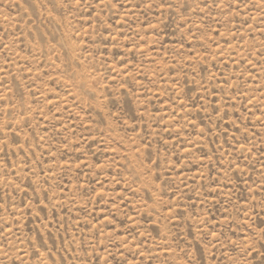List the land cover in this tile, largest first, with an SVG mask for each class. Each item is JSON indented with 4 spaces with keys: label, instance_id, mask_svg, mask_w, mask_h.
Wrapping results in <instances>:
<instances>
[{
    "label": "rangeland",
    "instance_id": "rangeland-1",
    "mask_svg": "<svg viewBox=\"0 0 264 264\" xmlns=\"http://www.w3.org/2000/svg\"><path fill=\"white\" fill-rule=\"evenodd\" d=\"M0 264H264V0H0Z\"/></svg>",
    "mask_w": 264,
    "mask_h": 264
}]
</instances>
